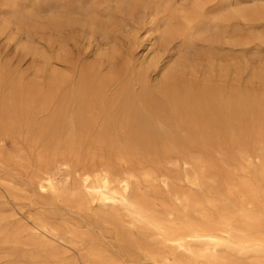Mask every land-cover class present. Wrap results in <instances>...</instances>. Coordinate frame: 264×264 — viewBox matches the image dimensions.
<instances>
[{"label":"bare ground","instance_id":"obj_1","mask_svg":"<svg viewBox=\"0 0 264 264\" xmlns=\"http://www.w3.org/2000/svg\"><path fill=\"white\" fill-rule=\"evenodd\" d=\"M0 5L3 47L41 64L0 56L4 264H264V91L200 38L230 0Z\"/></svg>","mask_w":264,"mask_h":264},{"label":"rangeland","instance_id":"obj_2","mask_svg":"<svg viewBox=\"0 0 264 264\" xmlns=\"http://www.w3.org/2000/svg\"><path fill=\"white\" fill-rule=\"evenodd\" d=\"M16 1L20 7H24L35 0ZM230 3L231 6L224 14L232 13V10L235 9L239 15L228 19L224 33H221L220 30H212L200 38L219 36L217 43L214 44L216 50L212 56L213 63L217 65V68L219 65L226 68V74H230L233 69L237 70L239 76L237 87L258 95L264 91V80L259 78L260 76L253 77L252 74L262 75L264 73L261 72L264 69V14L259 18H253L250 13L264 12V0H230ZM41 9L42 6H40ZM42 11L39 15H43ZM246 14L248 15L245 16ZM15 23L16 21L10 15L9 9L0 5V25H6L8 28ZM34 26L40 31L44 23L39 20ZM1 39L2 37H0V41ZM1 45L2 42H0V53L2 54L0 56H3L4 49L6 51V56L1 62L8 65L12 70L32 76L33 70L41 66L40 62L33 63L29 56L15 54L11 48H5L4 45L1 47ZM228 80L227 85L233 87L230 78ZM215 158L217 159V156ZM0 264H4L1 255Z\"/></svg>","mask_w":264,"mask_h":264}]
</instances>
